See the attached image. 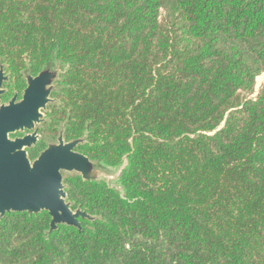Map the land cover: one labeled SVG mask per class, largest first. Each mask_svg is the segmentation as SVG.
Listing matches in <instances>:
<instances>
[{
    "label": "trees",
    "instance_id": "trees-1",
    "mask_svg": "<svg viewBox=\"0 0 264 264\" xmlns=\"http://www.w3.org/2000/svg\"><path fill=\"white\" fill-rule=\"evenodd\" d=\"M0 59L66 68L32 157L125 163L63 180L80 230L0 218V264H264V0H0Z\"/></svg>",
    "mask_w": 264,
    "mask_h": 264
},
{
    "label": "water",
    "instance_id": "water-1",
    "mask_svg": "<svg viewBox=\"0 0 264 264\" xmlns=\"http://www.w3.org/2000/svg\"><path fill=\"white\" fill-rule=\"evenodd\" d=\"M65 70L59 63L47 64L35 77L28 78L22 101L16 109L13 105L0 107V218L8 213L37 215L46 212L50 217L49 232L59 225L80 230L79 218L96 219L79 208L73 210L66 202L65 178L78 175L83 181H103L119 189L104 178V174L109 173L107 167L75 151L85 137L70 142L64 140V124L58 128L55 140L47 141L46 148L33 161L27 158L25 148L37 144L43 112L55 103L51 94ZM24 129H33V133L19 139L8 138V134Z\"/></svg>",
    "mask_w": 264,
    "mask_h": 264
},
{
    "label": "flooded vegetation",
    "instance_id": "flooded-vegetation-1",
    "mask_svg": "<svg viewBox=\"0 0 264 264\" xmlns=\"http://www.w3.org/2000/svg\"><path fill=\"white\" fill-rule=\"evenodd\" d=\"M35 76L32 75L31 69L28 65H26L24 69H21L19 72L15 73L10 69V66L7 63L3 62L0 59V107L1 106L9 107L10 105H13L16 109V106H18L22 101L24 91L27 87L28 78ZM44 119H45V114L43 116V122L41 124V127L38 130L39 139L37 141V144L41 140L40 132H41V128H43L42 125L45 121ZM32 133H33V129L31 130L24 129L21 130L20 132L16 131L12 134H8V138L11 140L19 139L24 137L25 135H30ZM37 144L30 149L25 148L27 158L30 162L33 161L41 152L40 151L36 155V157H32V150L37 146ZM45 148H46V141H45Z\"/></svg>",
    "mask_w": 264,
    "mask_h": 264
},
{
    "label": "rangeland",
    "instance_id": "rangeland-1",
    "mask_svg": "<svg viewBox=\"0 0 264 264\" xmlns=\"http://www.w3.org/2000/svg\"><path fill=\"white\" fill-rule=\"evenodd\" d=\"M262 80H263V78L262 77H259L257 79V83L262 82ZM53 86H55V84H53ZM43 114H44V112H43ZM50 140H55V138L54 139H48V140H46V142L47 141H50ZM123 166H125V163L123 165L117 167V168H108V170H109L108 172L109 173H107V175L104 174V176H105L104 178H106V180L109 181V183L112 186H115L116 185L115 184L116 178H117L119 172L121 171V169L123 168ZM66 175L67 174L64 173L62 176L65 177Z\"/></svg>",
    "mask_w": 264,
    "mask_h": 264
}]
</instances>
